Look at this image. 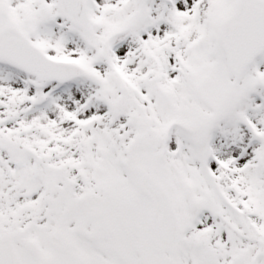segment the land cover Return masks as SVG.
Masks as SVG:
<instances>
[{"label":"snow or ice","instance_id":"obj_1","mask_svg":"<svg viewBox=\"0 0 264 264\" xmlns=\"http://www.w3.org/2000/svg\"><path fill=\"white\" fill-rule=\"evenodd\" d=\"M0 264H264V0H0Z\"/></svg>","mask_w":264,"mask_h":264}]
</instances>
